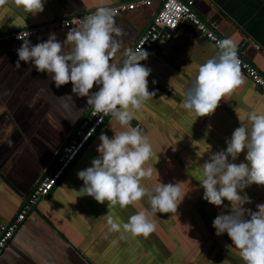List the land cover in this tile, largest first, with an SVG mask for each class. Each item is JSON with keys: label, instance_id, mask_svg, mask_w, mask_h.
Returning <instances> with one entry per match:
<instances>
[{"label": "crops", "instance_id": "0c3cea01", "mask_svg": "<svg viewBox=\"0 0 264 264\" xmlns=\"http://www.w3.org/2000/svg\"><path fill=\"white\" fill-rule=\"evenodd\" d=\"M132 1L0 0V229L115 82L160 3L23 43L3 35ZM194 9L217 17L218 33L229 45L245 43L243 55L264 73V0H195ZM142 74L143 90L123 100L28 215L0 264L264 258V91L189 23L147 55Z\"/></svg>", "mask_w": 264, "mask_h": 264}, {"label": "built area", "instance_id": "2783aa9c", "mask_svg": "<svg viewBox=\"0 0 264 264\" xmlns=\"http://www.w3.org/2000/svg\"><path fill=\"white\" fill-rule=\"evenodd\" d=\"M156 1L160 3V6L154 15V20L128 51L115 82L97 96L85 117L78 124L74 135L58 151L52 163L45 168L31 192L27 204L9 223L1 226L0 259L10 250L28 215L34 211L42 200L60 186L81 155L94 145L108 119L117 114V107L120 102L127 94L143 90L146 80L142 74V65L145 63L147 55L156 53L160 42L172 39L174 33L182 24L189 23L194 27L202 38L214 44L219 51L226 55L231 68L241 70L264 91V77L198 16L194 9L195 0H135L72 17L47 20L29 25L10 31L4 34L3 38L23 43L60 28L83 29L87 25L97 27L100 19L106 16L118 15L143 7H152ZM244 46H246L245 43L241 45L242 48ZM257 49H260V47L257 46ZM258 261L260 264H264V259Z\"/></svg>", "mask_w": 264, "mask_h": 264}, {"label": "water", "instance_id": "95a60500", "mask_svg": "<svg viewBox=\"0 0 264 264\" xmlns=\"http://www.w3.org/2000/svg\"><path fill=\"white\" fill-rule=\"evenodd\" d=\"M196 11V10H195ZM197 13V12H196ZM198 14V13H197ZM198 16H199V14H198ZM201 18V17H200ZM205 23H207L208 24V26H210V28H212V30H214L215 31V33L216 34H218V36L220 37V38H222L226 43H227V41L218 33L219 31L215 28V26L218 24V21H219V19L217 18V17H215L213 20H211V21H207L206 19H204V18H201ZM218 19V20H217ZM154 20V17L152 18V21ZM152 21H151V23H152ZM151 23L148 25V27L147 28H149V26L151 25ZM87 26H90V27H94V28H96V26H94V25H87ZM87 26H85L83 29H85ZM97 26H98V23H97ZM92 36L94 35V33L93 34H91ZM229 44V43H228ZM230 46H231V48L233 49V50H236V51H238L242 56H243V58L246 60V61H248V62H250L253 66H254V68H256L257 70H258V72L260 73V75L261 76H263L264 77V73L259 69V67H257L253 62H251L250 60H249V58H247V56H245V55H243V52L245 51V48L243 47H241V46H234V45H231L230 44ZM122 63H123V61H122ZM122 63L119 65V67H118V69L115 71V73L113 74V78L111 79V81L110 82H112L113 80H114V78L116 77V75L119 73V71H120V69H121V66H122ZM110 84V83H109ZM106 89V88H105ZM105 89H103V91L105 90ZM196 92V91H195ZM129 95H131L130 93L129 94H127L126 95V97L123 99V100H125V99H127V97L129 96ZM122 100V101H123ZM122 101L120 102V104L118 105V107H117V111H118V109H119V106L121 105V103H122ZM129 125H130V127L132 128V129H135L136 127H138V122L137 121H135V120H132V121H130V123H129ZM76 130V129H75ZM75 130L73 131V133H72V135L69 137V139L74 135V132H75ZM138 133L139 134H143L144 133V130L143 129H138ZM68 143V140L66 141V143H65V145ZM64 145V146H65ZM95 145V144H94ZM51 195H52V193L48 196V197H46L45 199H48L49 197H51ZM39 205V204H38ZM38 205L35 207V209H34V211L35 210H37L38 208ZM260 259H264V258H260ZM258 263H259V261H258ZM260 264V263H259Z\"/></svg>", "mask_w": 264, "mask_h": 264}, {"label": "flooded vegetation", "instance_id": "af4514ba", "mask_svg": "<svg viewBox=\"0 0 264 264\" xmlns=\"http://www.w3.org/2000/svg\"><path fill=\"white\" fill-rule=\"evenodd\" d=\"M122 103H123V101H122ZM67 140H69V138H68ZM64 145H65V144H64Z\"/></svg>", "mask_w": 264, "mask_h": 264}, {"label": "rangeland", "instance_id": "374dc122", "mask_svg": "<svg viewBox=\"0 0 264 264\" xmlns=\"http://www.w3.org/2000/svg\"><path fill=\"white\" fill-rule=\"evenodd\" d=\"M99 136V135H98Z\"/></svg>", "mask_w": 264, "mask_h": 264}]
</instances>
